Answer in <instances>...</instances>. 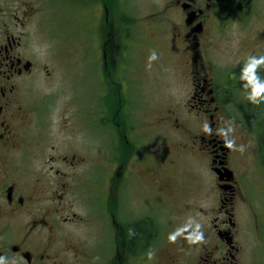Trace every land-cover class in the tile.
<instances>
[{
    "label": "flooded vegetation",
    "instance_id": "obj_1",
    "mask_svg": "<svg viewBox=\"0 0 264 264\" xmlns=\"http://www.w3.org/2000/svg\"><path fill=\"white\" fill-rule=\"evenodd\" d=\"M124 3L0 0V256L9 264H155L159 228L155 202L166 194L174 198L178 186L162 171L156 172L151 144L161 140L168 148L169 141L176 140L175 150L218 192V200L215 216L208 217L204 227L209 239L186 249L181 262L171 254L165 264H241L236 215L243 203L238 189L249 174L242 160L248 153L247 148L242 152L236 148L235 142L234 149L225 144L234 141L228 129L229 106L236 105L248 122L251 114L242 102L237 104L243 99L244 65L217 64L212 49L217 28L223 29L228 13L250 9L253 0H164L149 14L156 15L150 25L161 27L175 61L187 70L190 87L188 99L158 120L159 133L156 120L139 125L141 80L137 63L131 62L134 40L126 44L135 32ZM76 16H120L118 51L108 57L115 31L107 30L100 55L91 56L89 46L91 59L85 62L45 59V29L57 34L64 25H73ZM132 16L138 26L140 18ZM77 26L89 36L92 28L102 30L94 17ZM82 75L90 106L85 110L77 107L85 97L77 94ZM81 111L90 123L84 126L85 133L103 141L106 156L86 158L76 153L73 143ZM56 114L72 131L66 150L54 141ZM205 123L210 134L203 130ZM101 128L109 129L111 136L97 134ZM263 146L257 151L260 161ZM130 183L154 193L143 196L146 203L141 204L142 198L126 191ZM78 203L88 207L89 217L74 210ZM89 220L99 226L100 235L84 236Z\"/></svg>",
    "mask_w": 264,
    "mask_h": 264
},
{
    "label": "rangeland",
    "instance_id": "obj_2",
    "mask_svg": "<svg viewBox=\"0 0 264 264\" xmlns=\"http://www.w3.org/2000/svg\"><path fill=\"white\" fill-rule=\"evenodd\" d=\"M163 1L125 0L124 3V12L131 14L129 16L131 28H134L132 33L135 32L131 38L127 39L126 44L130 46L132 44L131 39L134 40L131 62L137 63L135 66L141 80L139 125L143 121L153 124V121L156 120V133L161 131V127L157 124L158 120L169 109H176L184 103L190 94L187 70L181 63H178V60L175 61L172 46L167 36L161 34V27L155 24L150 25L151 18L156 15L149 14L159 10ZM109 7L112 8L113 4L109 3ZM116 8L114 5V9ZM133 14L140 18L138 26L137 20L135 23V17L132 16ZM223 15L226 16V12ZM92 17H94L97 25H101L102 30L99 29L97 33L96 29L92 28L89 36L77 25L86 24ZM226 17L228 22L223 29L217 28L218 38L214 43V49H212L214 62L226 67L229 65L241 66L246 63L249 56L264 55V0H253L250 9H236L228 13ZM120 28V16H76L73 25H64L57 34L52 35V32L50 33L45 29L43 35L44 58L52 61L85 62L87 58L88 60L91 59V56L100 55L107 30H114L115 34L110 42L111 47L114 45V48L108 49V57H110L112 52H117L119 49L117 34L120 32ZM54 31L56 33L57 29ZM136 34L138 37H135ZM54 46L58 47L54 49ZM89 46H92L93 55L91 56L88 53ZM153 52L156 53L157 59L150 62L149 57ZM116 57L114 53V59ZM258 73L262 76L261 79H264V66H261ZM83 82H85L84 75L78 78L77 94L78 98H83L84 95L85 97L82 99L83 101L77 102V107L85 110L84 106L89 109L90 106L85 90L86 85L82 84ZM248 91L250 90L243 87L241 92L243 99H238L237 104L242 102V108L251 114L248 117L249 122L246 121L245 116L242 115L236 105L232 103L229 106L232 119L228 129H232L236 148H241V146L244 149L247 148L248 156L242 160L249 170L248 178L243 180L240 189H238L243 203L240 202L236 215V221H238L236 240L241 247V264H264V158L262 161L257 158V151L261 152L260 148L264 145V138L262 137L264 132V100L259 104L251 103L247 99ZM179 114H181L180 111ZM55 119L54 141L59 143L60 149L66 150L68 148L67 143L70 141L68 138H71L72 131L70 132L65 128L62 122L63 117L60 114H56ZM88 119V117H82V111L81 115L78 112L75 131L77 138L76 142L73 143L74 149L78 155L86 158L106 156L107 147L103 141L91 132L85 133L84 126L89 127L90 125ZM102 133L106 137L111 136V131L107 128H101L97 132V134ZM54 141H50V143H54ZM176 142L178 141H169L168 148L167 144L161 140L151 144V148L155 149L150 152L151 154L155 153L156 172L162 171L178 186V192L174 198L166 194L164 200L157 199L155 202L159 227L155 264H165L171 254H175L181 262L186 249L202 245V243L189 244L185 239L188 232L178 237L175 243L169 242V234L185 227L188 223H191L193 228L196 223L201 224L204 240H208L209 235L205 234L204 229L205 223L208 217L215 216L213 210L217 206L218 192L212 191L206 180L202 181L194 168L181 158L183 155H180L181 153L177 152L173 146ZM98 171L100 168L97 169ZM125 189L137 195L139 199L154 193L146 192L138 183H130ZM157 191L158 194L160 189L158 188ZM80 196L74 198L78 201ZM144 203L146 200L142 198L141 204ZM95 204L96 202L93 203V206ZM74 210L80 215L90 216L88 207L79 203ZM214 223V218H212L210 224L213 225ZM86 228L84 236L100 235V228L93 220L88 221ZM108 247L110 249L111 245L109 244ZM112 253L110 250V258L113 256Z\"/></svg>",
    "mask_w": 264,
    "mask_h": 264
},
{
    "label": "clouds",
    "instance_id": "obj_3",
    "mask_svg": "<svg viewBox=\"0 0 264 264\" xmlns=\"http://www.w3.org/2000/svg\"><path fill=\"white\" fill-rule=\"evenodd\" d=\"M157 59V55L155 52L149 57V61H154ZM261 66H264V55L259 57L257 56H249L246 63L241 69L240 80L243 81V87L248 91L247 99L253 104H259L262 100H264V79L258 74ZM203 130L206 133H211V127L205 123L203 126ZM232 131V129H229ZM226 147L229 149H234V141L226 140ZM241 152L244 150V147L241 146L239 149ZM191 229V231H189ZM202 229V225L199 223L195 224V227H192L191 223H188L185 227L179 228L173 233L169 234L168 240L170 243H175L177 238L182 236L185 232H188V235L185 239L189 244H199L204 242V234ZM153 253H148V258L152 259ZM0 264H9L6 257L0 256ZM15 264V261L12 262Z\"/></svg>",
    "mask_w": 264,
    "mask_h": 264
}]
</instances>
